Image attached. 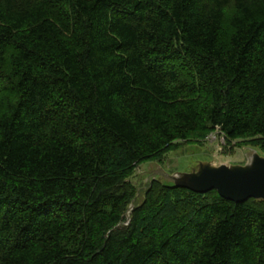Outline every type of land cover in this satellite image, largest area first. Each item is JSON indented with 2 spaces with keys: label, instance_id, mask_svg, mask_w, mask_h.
<instances>
[{
  "label": "trees",
  "instance_id": "obj_1",
  "mask_svg": "<svg viewBox=\"0 0 264 264\" xmlns=\"http://www.w3.org/2000/svg\"><path fill=\"white\" fill-rule=\"evenodd\" d=\"M215 131L264 150V0H0V264H264V200L154 181L123 224Z\"/></svg>",
  "mask_w": 264,
  "mask_h": 264
},
{
  "label": "water",
  "instance_id": "obj_2",
  "mask_svg": "<svg viewBox=\"0 0 264 264\" xmlns=\"http://www.w3.org/2000/svg\"><path fill=\"white\" fill-rule=\"evenodd\" d=\"M245 162L199 160L189 164L184 171L165 172L151 166L149 184L157 181L168 187L187 188L197 193L216 190L219 195L235 203L251 198L264 200V154L248 148Z\"/></svg>",
  "mask_w": 264,
  "mask_h": 264
},
{
  "label": "rangeland",
  "instance_id": "obj_3",
  "mask_svg": "<svg viewBox=\"0 0 264 264\" xmlns=\"http://www.w3.org/2000/svg\"><path fill=\"white\" fill-rule=\"evenodd\" d=\"M263 142L261 139H235L227 140L219 131L211 132L204 139H192L189 141H176L170 151L161 157L144 162L138 165L129 181L136 187L137 195L128 206V212L123 224L131 221V212L144 198V193L148 187L147 176L150 167L158 165L168 173L184 171L189 164L199 160H226L232 162H245L247 156L246 149L253 148L260 152ZM264 152V150H262ZM260 152L261 154H264Z\"/></svg>",
  "mask_w": 264,
  "mask_h": 264
}]
</instances>
